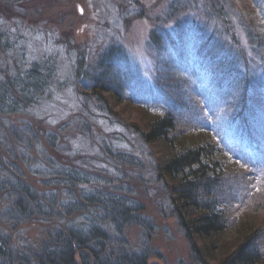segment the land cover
Listing matches in <instances>:
<instances>
[{"label":"rangeland","instance_id":"obj_1","mask_svg":"<svg viewBox=\"0 0 264 264\" xmlns=\"http://www.w3.org/2000/svg\"><path fill=\"white\" fill-rule=\"evenodd\" d=\"M254 2L20 0L0 3V32L12 45L8 52L0 48V81L6 73L14 72L21 59L29 63L51 57L58 75L45 102L25 108L24 113L0 114V158L9 175L29 186L41 200H56L57 205L66 200L69 204L79 203L77 191L84 186H78L72 197H65L59 188L49 184L51 180L46 175L53 169L49 162L94 175L108 183L111 189L107 192L141 207L140 223L129 224L122 232L127 251L146 253L147 264H195L172 211L177 202L170 189L165 188L166 182L157 177V166L165 160L166 147L159 142L142 144L130 126L144 133L154 116L162 112L161 94L176 90L186 102V109L177 114L179 124L173 134L176 138L178 134H191L194 140L208 141L217 147L223 141L248 155L250 151L245 148L243 134L220 129L224 123H221L220 103L208 98L212 92L209 78L214 72L196 58L194 48H187L179 62L159 60L149 46V38L160 30L170 33L183 21L207 22L211 8H220L229 15L232 26L221 25L215 19L209 24L210 31L214 30L218 42L234 44L245 51L248 67L256 77L252 81L254 97H262L264 4ZM111 45L120 46L125 52L135 78L124 101L117 102L111 95L103 94L110 108L109 116L84 102L80 96L83 85H72L70 74L80 57L85 56L86 65L91 68L96 57ZM252 47L259 48L260 59L251 52ZM251 131L256 148L252 159L260 164L259 168L237 162L235 153L229 150L220 159L224 163L225 188L217 193L220 198H230L232 206L224 207L227 220L223 234L203 239L194 237L206 264H222L246 242L255 243L263 255L258 264H264V118L253 124ZM7 205L0 194V232L19 253L24 248L36 250L54 232L63 231L65 222L79 219L72 216L60 222V219L49 221L46 217H36L17 225L5 221ZM47 205L39 206L44 212ZM80 215H86L91 222L96 220L92 213Z\"/></svg>","mask_w":264,"mask_h":264},{"label":"trees","instance_id":"obj_2","mask_svg":"<svg viewBox=\"0 0 264 264\" xmlns=\"http://www.w3.org/2000/svg\"><path fill=\"white\" fill-rule=\"evenodd\" d=\"M19 1L0 0V3ZM254 1L264 4V0ZM208 15L209 21L204 24L193 19L177 23L170 33L165 30L152 33L149 46L156 51L159 60L167 58L173 63L183 59L187 48H194L196 58L214 72L209 78L212 92L208 98L220 103L221 123L224 122L220 129L243 134L246 137L245 148L250 155L235 146L229 147L223 141V145L217 147L208 141L194 140L191 134H178L176 138L173 134L179 124L178 111L186 109L183 94L176 90H165L161 94L164 99L162 112L154 116L144 133L138 127L130 126L133 135L142 144L159 142L166 147L165 160L157 166V177L166 182L165 188L170 189L177 202L178 206L174 205L172 211L189 244L195 264L206 263L194 237L203 239L223 234L227 220L224 207L232 206L230 198H220V193H217L225 188L222 179L224 163L220 159L227 156L225 151L229 150L235 153L237 162H245L249 168H259L260 164L252 159L256 148L251 127L264 118V95L254 97L255 85L252 81L256 77L252 76L251 67H248L245 51L234 44L218 42L214 30L210 31L209 24L215 19L221 25L231 27L229 15L216 7L211 8ZM1 33L0 48L8 52L12 45ZM256 44L258 46L260 41ZM251 49L254 56L260 59L259 48ZM125 56L120 46L111 45L96 57L91 68L86 65L85 56H82L71 70L70 83L83 85L80 96L99 113L111 115L103 94L111 95L117 102L124 101L125 93L135 78ZM56 72L57 65L51 57L29 63L21 59L14 72L6 73L0 81V114L24 113L25 108L45 102L58 77ZM49 164L53 166L46 175L51 180L49 184L59 188L65 197H72L78 186H84L77 191L79 203L75 201L69 204L66 200L57 205L56 200H41L29 186L9 175L0 158V194L8 203L4 211L5 221L8 223L10 220L18 225L36 217H46L49 221L60 219V222L72 219V216L79 219L65 222L63 231L54 232L47 243H41L36 250L24 248V252L20 253L14 250L11 240L0 232V264H147L149 257L146 253L127 251L122 235L127 225L140 223L141 207L107 192L111 189L108 183L94 175L89 176L82 170L65 166L58 167L55 162ZM40 203H47L49 206L45 208L49 210L43 212ZM83 212L94 214L96 220L92 219L91 222L86 215H80ZM109 231L113 236L108 235ZM254 244L246 242L239 246L222 264H258L263 255Z\"/></svg>","mask_w":264,"mask_h":264}]
</instances>
